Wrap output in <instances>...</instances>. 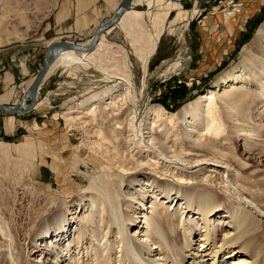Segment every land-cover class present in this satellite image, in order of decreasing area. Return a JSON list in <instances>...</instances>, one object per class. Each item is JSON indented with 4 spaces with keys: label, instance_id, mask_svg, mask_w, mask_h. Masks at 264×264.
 I'll return each instance as SVG.
<instances>
[{
    "label": "bare ground",
    "instance_id": "1",
    "mask_svg": "<svg viewBox=\"0 0 264 264\" xmlns=\"http://www.w3.org/2000/svg\"><path fill=\"white\" fill-rule=\"evenodd\" d=\"M152 1L156 6L164 3L176 9L179 16L185 14L179 7L187 0H132L113 25L98 33L89 52L62 50L49 64L37 88L35 106L43 103L40 89L57 67H62L66 78L71 81L89 72L99 76V79H94L96 81L100 77L105 81L118 77L125 82L124 94L117 93L118 84H114L93 91L81 100H74L71 105L64 104L66 110L63 115L67 125H93L98 116L100 120H106L99 126L95 125V130H84L86 144L93 153L90 160L93 170H97L101 160L103 163L96 171L98 174L88 180L87 186L75 183L74 188L82 194L73 206L67 205L64 200L58 201L55 203L59 205L58 209L47 211L40 220L35 235L45 244L44 250L38 251L44 256L39 264H58V259L67 262L70 258L74 260L73 264H164L166 251L172 254L173 264H184V260L190 261L187 264H249L239 256L248 254L250 260H255L260 250H264L259 244H255L252 250L246 247L255 241L256 237L251 233L239 248L236 247L237 251L230 252L233 259L228 261L221 253L227 243L232 244L248 233L249 225L245 222L251 218L252 210L263 214L247 200L243 207L230 210V228L235 234L207 249V238L214 234L221 220L215 214L221 209L222 199L211 193L207 185L197 187V184H204L209 175L199 178L184 170L187 168L185 165L196 167L204 164L200 169L206 168L211 174L220 173L224 184L231 181L234 185L240 184V188L251 192L257 199L264 197V172L234 152V141L239 140L247 154L264 157V22L256 30L252 41L240 50L239 63L225 69L206 93L175 114L166 112L161 106L151 105L148 111L151 118H147L148 123L142 129L141 139H138L135 133L137 112L133 104L136 97H131L134 91H131L133 85L127 57L122 54L121 62L115 61L116 64L110 65L113 53L108 33L119 29L126 38L131 37L132 43H143L141 49L140 45L137 46L139 50L136 52L145 71L164 22L158 25V31L153 35L140 21L141 12L133 9ZM188 1L192 3L191 13L194 16L200 5L214 0ZM118 2L113 4L112 12ZM91 38L85 44L64 40L75 45H87ZM61 40L54 38L48 44ZM94 65H99L102 73L96 71ZM31 80L23 81L22 93ZM3 97L0 103L8 105L2 102ZM127 99L130 106L126 105ZM75 109H82L80 116H73ZM5 164H9L8 147L7 143L0 142V165L3 167ZM244 170L251 172L249 174L248 171L250 177L242 174ZM79 172V179L87 177L86 172ZM230 189L237 193L235 186H230ZM123 205L127 210L120 208ZM71 207L77 221L73 220V216L69 220L65 216V211L68 212ZM194 214L197 218L192 217ZM194 228L200 233L197 248H192ZM133 229L136 230L131 234ZM175 237H180V241L176 242ZM13 241V232L0 218V264H21ZM131 245L144 252L145 256ZM154 251L158 253L151 254ZM86 255L89 262L84 259Z\"/></svg>",
    "mask_w": 264,
    "mask_h": 264
},
{
    "label": "rangeland",
    "instance_id": "2",
    "mask_svg": "<svg viewBox=\"0 0 264 264\" xmlns=\"http://www.w3.org/2000/svg\"><path fill=\"white\" fill-rule=\"evenodd\" d=\"M118 1L0 0V99L4 96L2 102L8 105L18 103L23 81L33 78L40 68L43 55L41 52L44 53L48 41L54 37L61 38L59 36H65V39L70 41L74 39L79 44L87 41L96 26L111 16L112 6ZM191 7L192 3L188 0L181 3L179 10L185 13L182 16L177 14L176 9H171L164 3L156 6L152 1L134 7V11L141 12L140 21L153 35L157 33L158 25L164 22L162 33L157 39L156 51L148 57L145 71L136 52L143 47V43H132L131 37L126 38L119 29L108 33L110 51L113 53V62L110 65L113 66L119 60L121 62L123 55L127 57L133 85L131 91H134L131 97H136L133 104L137 112L135 133L138 139H141L142 129L148 123L147 118H151L148 112L151 105L161 106L166 112L175 114L206 93L225 69L239 63L240 50L252 41L256 30L264 22V0H214L200 5L198 13L194 16ZM229 13L233 15L228 16ZM94 66L96 71L102 73L99 65ZM89 74H80L77 80L71 81L66 78L63 68L57 67L40 89L39 94L41 100L43 99L41 105L15 117L0 112V142L7 143L9 153L8 166L0 165V218L13 232V245L17 252L14 253L19 254L21 264H39L44 260V256L39 252L44 250L45 243L35 235L40 220L48 212L58 209L59 205L55 204L58 201L64 200L67 205L73 206V202H77L82 194L74 188L75 183L81 182L82 187L87 186L88 180L98 174L96 171H99L103 163L101 160L97 170H93L94 165L90 161L93 153L86 144L84 130H95L100 122L106 120H100L98 116L93 125H67L63 115L66 110L64 104L67 102L71 105L74 100H81L93 91L114 84H118L117 93L124 94L125 82L118 77L108 81L100 77V80L96 81L94 79H99V76ZM126 101V105L130 106L129 100ZM73 111V116L77 117L82 109ZM234 142L236 155L246 162L256 164V167L264 172V157L247 154L242 142ZM115 144L116 141L113 146ZM111 153L113 155V150ZM203 165H185L187 168L184 170L188 174H196L199 178L209 175L207 182L197 184V187L207 185L211 193L214 192L213 194L222 199L221 209L215 214L221 218L220 223L213 232L215 235L207 238V249H210L213 245H219L223 238L227 239L235 234L231 231L232 219L229 217L233 208L243 207L247 200L264 214V197L257 199L251 192L240 188V184L234 185L231 181L224 184L220 173L211 174L206 168L200 169ZM78 170L86 172L87 177L79 179ZM113 170L116 172V169ZM248 171L244 170L242 174L250 177L251 172L248 174ZM168 178L172 179L169 176ZM230 186L237 188L236 194ZM125 207L123 205L120 208L127 210ZM69 211H65L68 220L73 216V220L77 221L73 207ZM263 214L259 215L252 210L251 218L247 220L249 224L245 222L249 225L248 233L232 244L227 243V247L223 246L221 253L228 261L234 258L230 256V252L237 251L236 247L239 248L251 233L256 237L255 241L246 247L252 250L255 244H259L260 249L264 248ZM192 217L197 218L196 214ZM134 230L136 229H133L131 234ZM193 230L192 248H197L200 233L196 228ZM175 239L178 242L181 238ZM34 246L37 248L34 249ZM134 249L145 256L137 247ZM156 253L158 251L151 252ZM164 256V264H173L170 252L166 251ZM239 257L249 264H264V250H260L258 259L255 260H250L248 254ZM87 258L88 255L84 259L89 262L90 259ZM71 260L72 258L62 262V259H58L57 263L73 264L74 260ZM189 262L184 260L183 263Z\"/></svg>",
    "mask_w": 264,
    "mask_h": 264
},
{
    "label": "water",
    "instance_id": "3",
    "mask_svg": "<svg viewBox=\"0 0 264 264\" xmlns=\"http://www.w3.org/2000/svg\"><path fill=\"white\" fill-rule=\"evenodd\" d=\"M132 0H119L116 5L114 12L109 17L108 21L100 24L95 31L92 33L93 36L90 42L87 45H75L69 43L65 40L61 41H53L49 43L44 50L42 55L40 68L36 71V74L30 81V85L25 89L22 95L19 97L18 103L15 106L6 105L0 103V112L4 114H8L10 116H15L19 114H24L30 112L31 109L35 106V94L37 93V88L44 77V73L46 72L50 63H52L56 57L65 49H71L73 51H84L89 52L90 49L93 48V45L98 37V33L109 26L113 25V23L118 20L121 13L131 4Z\"/></svg>",
    "mask_w": 264,
    "mask_h": 264
},
{
    "label": "crops",
    "instance_id": "4",
    "mask_svg": "<svg viewBox=\"0 0 264 264\" xmlns=\"http://www.w3.org/2000/svg\"><path fill=\"white\" fill-rule=\"evenodd\" d=\"M72 32L75 33L76 31H72ZM59 35H60V34H59ZM159 36H160V35H159ZM59 37H61L60 39H62V40L65 39V36H64V37H63V36H59ZM54 38H56V37H54ZM54 38H53V39H54ZM67 38H68V37H67ZM74 38H75V37H74ZM66 40H68V39H66ZM69 41H70V40H69ZM73 41H75V40L73 39ZM88 41H89V39H88L87 41H84V42H81V43L85 44V43H87ZM157 41H158V40H157ZM155 51H156V49H155ZM155 51H154V52H155ZM154 52H153L152 54H154ZM42 54H43V51L41 52V55H42ZM152 54H151V55H152ZM151 55H150V56H151ZM147 63H148V62H147Z\"/></svg>",
    "mask_w": 264,
    "mask_h": 264
}]
</instances>
